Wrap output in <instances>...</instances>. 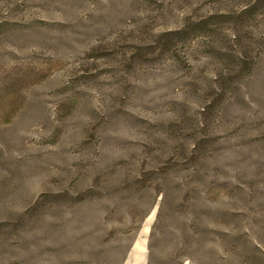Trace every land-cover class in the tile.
Instances as JSON below:
<instances>
[{
  "label": "rangeland",
  "instance_id": "rangeland-1",
  "mask_svg": "<svg viewBox=\"0 0 264 264\" xmlns=\"http://www.w3.org/2000/svg\"><path fill=\"white\" fill-rule=\"evenodd\" d=\"M0 264H264V0H0Z\"/></svg>",
  "mask_w": 264,
  "mask_h": 264
},
{
  "label": "trees",
  "instance_id": "trees-1",
  "mask_svg": "<svg viewBox=\"0 0 264 264\" xmlns=\"http://www.w3.org/2000/svg\"><path fill=\"white\" fill-rule=\"evenodd\" d=\"M200 28V27H199ZM184 28L182 27V28H178V29H176V30H173V31H171V34H183L184 33Z\"/></svg>",
  "mask_w": 264,
  "mask_h": 264
}]
</instances>
